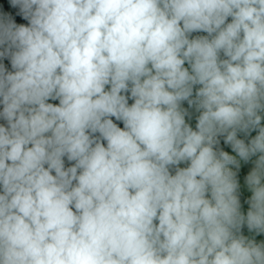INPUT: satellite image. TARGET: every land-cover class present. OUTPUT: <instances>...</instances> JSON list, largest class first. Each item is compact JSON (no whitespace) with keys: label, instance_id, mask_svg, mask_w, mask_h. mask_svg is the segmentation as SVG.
<instances>
[{"label":"clouds","instance_id":"clouds-1","mask_svg":"<svg viewBox=\"0 0 264 264\" xmlns=\"http://www.w3.org/2000/svg\"><path fill=\"white\" fill-rule=\"evenodd\" d=\"M0 264H264V0H0Z\"/></svg>","mask_w":264,"mask_h":264},{"label":"trees","instance_id":"trees-1","mask_svg":"<svg viewBox=\"0 0 264 264\" xmlns=\"http://www.w3.org/2000/svg\"><path fill=\"white\" fill-rule=\"evenodd\" d=\"M9 67H10V65H9Z\"/></svg>","mask_w":264,"mask_h":264},{"label":"rangeland","instance_id":"rangeland-1","mask_svg":"<svg viewBox=\"0 0 264 264\" xmlns=\"http://www.w3.org/2000/svg\"><path fill=\"white\" fill-rule=\"evenodd\" d=\"M7 63V62H6Z\"/></svg>","mask_w":264,"mask_h":264}]
</instances>
